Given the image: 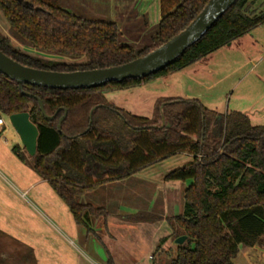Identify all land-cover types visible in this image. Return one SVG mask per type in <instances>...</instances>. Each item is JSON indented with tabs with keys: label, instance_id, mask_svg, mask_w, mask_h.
<instances>
[{
	"label": "trees",
	"instance_id": "trees-1",
	"mask_svg": "<svg viewBox=\"0 0 264 264\" xmlns=\"http://www.w3.org/2000/svg\"><path fill=\"white\" fill-rule=\"evenodd\" d=\"M207 2L159 0L160 19L150 43L136 50L120 43L115 22L84 18L64 10L56 0H0L2 16L23 45L84 61L47 62L1 35L0 51L42 70L117 66L177 35ZM262 23L264 0H236L166 67L144 78L93 88L61 90L25 84L20 89L0 74V111L27 112L38 130L34 156L19 145L12 152L22 161L29 158L34 172L48 182L77 224H85V217L98 211L77 201L86 191L131 177L176 154L192 156L164 176L165 181L192 179L182 191V213L167 218L173 239L181 235L186 239L175 245V256L166 264H233L240 247L264 248V125H253L240 111L208 109L195 98H160L151 117L138 116L109 103L105 92L183 69ZM107 264H113L111 256Z\"/></svg>",
	"mask_w": 264,
	"mask_h": 264
},
{
	"label": "crops",
	"instance_id": "crops-1",
	"mask_svg": "<svg viewBox=\"0 0 264 264\" xmlns=\"http://www.w3.org/2000/svg\"><path fill=\"white\" fill-rule=\"evenodd\" d=\"M56 1L58 3V0ZM78 1L76 2L80 5L91 6L95 11L96 7L104 8L105 6L106 12L120 13V16L124 13L122 18L125 20L124 26L130 25L131 20L138 17L143 27L147 29L149 27L148 11L155 12L151 24L156 25L160 19L159 0ZM126 13L129 14L126 15ZM116 17L115 15L113 19L116 20ZM116 25L121 34L120 38L131 35L130 30L122 24L116 23ZM245 67L249 68L242 76H238L237 80H229ZM249 75L253 77L249 79ZM259 75L264 77V23L251 28L241 37L183 69L141 81L136 85L106 91L105 96L107 97L110 92L117 94L131 91L143 97L141 90H146L147 95H150V100L147 102L151 105L147 106L149 116L144 117L152 116L157 99L195 98L208 109L217 110L213 107H224L223 111H218L220 113L240 111L248 116L253 125H264V82ZM143 99V101L147 100L144 97ZM225 100L226 106L223 104ZM109 103L133 114L131 112L133 110H130L132 106L129 108L125 104L118 105L111 101ZM178 159L181 162L173 163V160ZM191 160L192 156L188 154H176L147 166L137 173L146 172L150 168L154 169L161 165L165 166V170H161L163 172L158 174V177L153 176L155 181H160L164 179L166 169L176 168ZM21 161L14 155L12 148L0 139V264H107L109 256L113 264H118V257L123 253L121 241L108 232L109 228L154 227L153 241L161 243V247L156 251L162 250L163 244L169 241L171 230L168 223L167 230L159 234L161 230L153 226L154 224L148 218L150 215L143 217L138 212V215L109 216L106 215L107 211L101 203H95L86 198L87 194L112 182L95 187L77 197L79 203L98 209L94 215L89 214L85 217V224H77L74 221L67 205L61 199L70 215H19L14 202L22 201L24 193L43 180L32 169L37 179L26 184L19 173L24 162ZM45 182L48 184L47 181ZM49 187L51 188L50 185ZM162 205L167 209L168 200ZM163 218H165L164 215L160 219ZM248 253L259 256L255 264H264V248L256 245L240 247L233 259V264H253L254 260L247 256Z\"/></svg>",
	"mask_w": 264,
	"mask_h": 264
},
{
	"label": "rangeland",
	"instance_id": "rangeland-1",
	"mask_svg": "<svg viewBox=\"0 0 264 264\" xmlns=\"http://www.w3.org/2000/svg\"><path fill=\"white\" fill-rule=\"evenodd\" d=\"M78 0H58V4L61 8L67 11H71L79 16H82L91 20H109L114 21V16L116 15L115 22L119 25L122 24L123 27L129 29L131 35L128 37H121L120 43L131 45L134 49L138 50L142 46L150 43V35L156 25L152 23V17L155 15L154 11H148L147 17L149 22V27L145 29L141 20L136 17L131 20L130 25L124 26L125 20L124 13L120 16V13L106 12L104 8L96 7V11L91 8V6H82ZM88 1V0H87ZM137 9V8H136ZM135 9V10H136ZM129 13H126L128 15ZM135 14V12H134ZM134 14L131 13L132 16ZM114 15V16H113ZM119 17H121L119 19ZM137 21V22H136ZM154 22V21H153ZM131 26V27H129ZM122 29V27H120ZM122 31V30H121ZM145 33V34H144ZM0 35L8 37L11 40L12 45L19 47L22 51L38 57L44 61L59 62V61H84L83 58L74 60L67 57H62L58 55H48L43 54L35 49H32L26 45H23L19 41V37L11 30L6 20L0 12ZM251 67V66H249ZM249 67L241 69L234 76L230 77L229 80H237L238 76H242ZM255 74H257L255 72ZM263 82L264 77L259 75ZM253 75H249V79ZM146 90H141L142 96L146 98V102L150 100V95H147ZM235 94V93H234ZM143 97L137 96L136 92H120L114 93L110 92L107 94L109 102H115V104L129 106L133 110V114H139L142 116H149V109L147 106L151 103L143 101ZM142 98V99H141ZM225 106L227 101L223 103ZM217 109L216 111H223L224 107H213ZM148 111V112H147ZM5 127L0 133V139L6 142L11 148L13 145L17 144L22 147L19 136L15 132L11 123L8 119L5 120ZM22 162V161H21ZM176 162V163H175ZM181 162L178 160H173V163L178 164ZM172 163V164H173ZM23 166L20 168L21 179L24 180L26 184L35 181L37 178L34 174L30 160L26 156ZM181 166V165H180ZM166 168L165 166H158L154 169H148L146 172L142 171L135 173L133 176L106 184L98 190H95L87 194L86 198L89 201L95 203H101L107 211L106 215H150L148 218L151 220L153 226L158 227L161 234L162 231L167 230V218L177 216L183 211V189L188 186L192 179H187L184 182L181 181H165L163 178L160 181H155L153 176H159L161 170ZM174 169H166L164 172L166 174L168 171ZM165 170V169H164ZM156 177V178H157ZM22 199V198H21ZM168 200L167 209L163 207L162 203ZM149 202V203H148ZM17 206V211L19 215H70L65 204L60 200L56 193L49 187V185L42 180L39 184L31 190H27L23 199L14 202ZM147 209L148 212L146 211ZM165 211V213H164ZM147 212V213H146ZM164 215L165 218L160 219ZM160 217V218H159ZM154 228V227H153ZM150 227H131V228H109L108 232L111 235L117 236L121 241L123 253H119L118 264H165L171 257L174 256V239L172 235L169 236V241L163 244V248L160 251H156L161 247V243H156L154 240V229ZM170 228V227H169ZM161 236V235H160ZM117 254V256L119 255ZM254 262H258L259 256L253 253H248ZM154 257V259H152ZM132 260V261H131Z\"/></svg>",
	"mask_w": 264,
	"mask_h": 264
},
{
	"label": "water",
	"instance_id": "water-1",
	"mask_svg": "<svg viewBox=\"0 0 264 264\" xmlns=\"http://www.w3.org/2000/svg\"><path fill=\"white\" fill-rule=\"evenodd\" d=\"M236 0H208L204 8L191 23L177 35L129 62L99 69L58 72L24 66L0 51V74L17 83L18 87L32 85L50 89H85L104 85L108 82H122L127 79L144 78L166 67L177 59L187 48L197 42L212 25L234 4ZM38 104L44 114L40 100ZM52 119V116H46ZM8 120L19 136L29 156L36 153L37 127L29 120L27 112L8 115ZM185 235L174 239L181 245Z\"/></svg>",
	"mask_w": 264,
	"mask_h": 264
},
{
	"label": "built area",
	"instance_id": "built-area-1",
	"mask_svg": "<svg viewBox=\"0 0 264 264\" xmlns=\"http://www.w3.org/2000/svg\"><path fill=\"white\" fill-rule=\"evenodd\" d=\"M8 119V115H5L0 111V133L3 131L5 127V120Z\"/></svg>",
	"mask_w": 264,
	"mask_h": 264
}]
</instances>
